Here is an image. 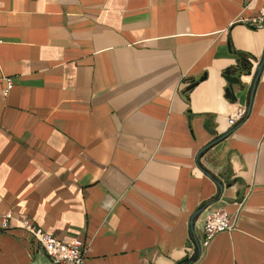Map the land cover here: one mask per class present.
<instances>
[{
  "label": "crops",
  "instance_id": "crops-1",
  "mask_svg": "<svg viewBox=\"0 0 264 264\" xmlns=\"http://www.w3.org/2000/svg\"><path fill=\"white\" fill-rule=\"evenodd\" d=\"M262 3L0 0V264H55L23 219L90 242L83 264L186 262L219 192L203 169L225 189L200 241L239 214L194 264H264V69L235 123L252 76L236 102L225 77L264 56Z\"/></svg>",
  "mask_w": 264,
  "mask_h": 264
},
{
  "label": "built area",
  "instance_id": "built-area-1",
  "mask_svg": "<svg viewBox=\"0 0 264 264\" xmlns=\"http://www.w3.org/2000/svg\"><path fill=\"white\" fill-rule=\"evenodd\" d=\"M254 22L264 24V0L258 14L253 18ZM1 80V79H0ZM7 81V91L13 86L10 77H5ZM246 114V107H240L230 118V123H235ZM237 212H230L224 207L210 210L204 219L203 241L201 245L209 246L214 237L222 232H230L236 229L238 221ZM10 222V215H2L0 226L7 228ZM37 239L43 250L50 256L55 264H83L90 252V242L77 237L71 241H64L54 234L44 230L42 227L30 223L28 219H23L22 224Z\"/></svg>",
  "mask_w": 264,
  "mask_h": 264
},
{
  "label": "water",
  "instance_id": "water-1",
  "mask_svg": "<svg viewBox=\"0 0 264 264\" xmlns=\"http://www.w3.org/2000/svg\"><path fill=\"white\" fill-rule=\"evenodd\" d=\"M264 69V56L261 58V60L258 62L256 67L253 69V62L250 59L246 58H241L239 60V64L237 65L236 68L229 69L226 72V79L228 81V87L226 88V93L227 96L234 102L238 100V92H242L246 88V81L245 77L247 76H252V83H251V88H250V94H249V102L246 108V116L249 115L253 100H254V95L256 91V87L258 84V81L260 79L261 73ZM205 79V77H203ZM202 79V80H203ZM198 84V81L193 83L191 87H194ZM234 129H230L229 131L223 133L222 135L217 136L210 142H208L202 149L198 152L197 154V161L199 162L200 157L203 155V153L214 146L216 143L227 137L229 134L233 132ZM205 173L210 175L214 181L217 183L219 187V192L216 198L212 199L211 201L203 204L201 207H199L192 215L191 220H190V232L193 237V243L196 247V252L194 256L189 259L186 262H183L181 264H194L201 256L202 253V245L199 236L197 235L196 229H195V223L198 219V217L211 205L215 204L219 200H221L224 189H225V183L223 181H220L218 178L214 177L213 175L210 174L207 170L203 169Z\"/></svg>",
  "mask_w": 264,
  "mask_h": 264
},
{
  "label": "trees",
  "instance_id": "trees-1",
  "mask_svg": "<svg viewBox=\"0 0 264 264\" xmlns=\"http://www.w3.org/2000/svg\"><path fill=\"white\" fill-rule=\"evenodd\" d=\"M242 58H246V59H249V55H242Z\"/></svg>",
  "mask_w": 264,
  "mask_h": 264
}]
</instances>
